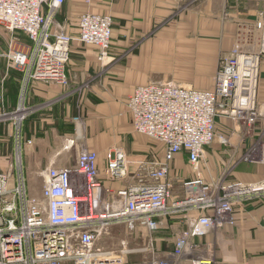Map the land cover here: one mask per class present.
<instances>
[{
    "label": "crops",
    "instance_id": "0c3cea01",
    "mask_svg": "<svg viewBox=\"0 0 264 264\" xmlns=\"http://www.w3.org/2000/svg\"><path fill=\"white\" fill-rule=\"evenodd\" d=\"M86 12L114 19L108 59L99 58L96 46L76 39ZM58 18L75 38L67 64L69 83L31 82L27 117L19 122L10 116L17 113L24 72L9 55L28 52L32 42L23 31L0 29V172L10 168L19 138L26 142L23 158L29 185L44 184L49 167L75 165L83 145L98 153L102 171L107 150L116 145L140 155L153 149L163 159V143L157 141L155 147L154 139L134 131L128 100L135 88L173 80L212 90L220 56L241 46L262 52L263 115L253 126L218 118V136L205 148L198 169L192 168L186 152L176 154L173 198L185 197L183 180L198 174L212 184L264 181V0H65ZM259 21L263 27H258ZM134 134L137 141L130 146ZM72 139L75 144L70 145ZM104 180L112 188L121 186ZM41 190L32 191L40 195ZM198 213L161 218L153 232L138 225L129 234L133 248L127 264H148L154 252L170 264H193L192 254L178 257L174 250L177 237ZM199 241L203 245L194 255L210 257L215 264H264V197L236 202L227 220Z\"/></svg>",
    "mask_w": 264,
    "mask_h": 264
},
{
    "label": "built area",
    "instance_id": "2783aa9c",
    "mask_svg": "<svg viewBox=\"0 0 264 264\" xmlns=\"http://www.w3.org/2000/svg\"><path fill=\"white\" fill-rule=\"evenodd\" d=\"M64 3L0 0V29L23 31L32 42L28 52L9 55L24 72L17 113L10 116L17 122L27 117L31 82L69 83L67 64L75 38L58 18ZM113 25L111 15L86 12L76 39L96 46L99 58L108 59ZM257 25L263 27V22ZM261 63L262 52L235 46L220 56L212 90L173 80L137 86L128 100L134 129L164 144L163 159L153 149L140 155L116 145L107 150L102 171L98 153L83 145L75 165L46 169L42 192L34 195L24 170L26 142L19 138L10 168L0 172V264H127L129 234L138 225L153 232L161 218L192 210L199 213L177 237L174 254H192L193 264H215L210 257L194 255L203 245L199 240L227 220L236 202L264 197V181L212 184L198 174L183 180L185 197L174 199L172 164L176 154L186 152L198 169L205 148L218 136V118L253 126L262 117ZM104 178L121 186L112 188ZM114 227L124 228L119 245H101ZM148 264L170 261L154 252Z\"/></svg>",
    "mask_w": 264,
    "mask_h": 264
},
{
    "label": "rangeland",
    "instance_id": "374dc122",
    "mask_svg": "<svg viewBox=\"0 0 264 264\" xmlns=\"http://www.w3.org/2000/svg\"><path fill=\"white\" fill-rule=\"evenodd\" d=\"M246 49H252V47H248ZM134 131H135V129H134ZM136 141H137V136H136V134H134V135H132L131 139L129 140L130 146L134 145ZM152 142H153V145L155 147L159 144V143H157V141H154V140ZM153 145L151 144V146H153ZM192 178L193 177H191L189 179H192ZM30 187H31L32 194L38 195V194L34 193L32 190H41L43 188V184H30ZM41 192H42V190H41ZM110 233H111V235L109 237H107L105 240L101 241V245L106 246L108 248H116L119 245L118 244L119 241L125 236L124 228L122 229L121 227H114ZM129 245H130V247L133 248V245H131V243Z\"/></svg>",
    "mask_w": 264,
    "mask_h": 264
}]
</instances>
